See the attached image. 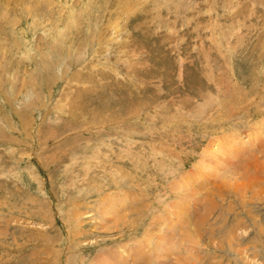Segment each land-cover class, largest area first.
<instances>
[{
  "label": "rangeland",
  "instance_id": "rangeland-1",
  "mask_svg": "<svg viewBox=\"0 0 264 264\" xmlns=\"http://www.w3.org/2000/svg\"><path fill=\"white\" fill-rule=\"evenodd\" d=\"M0 264H264V0H0Z\"/></svg>",
  "mask_w": 264,
  "mask_h": 264
}]
</instances>
